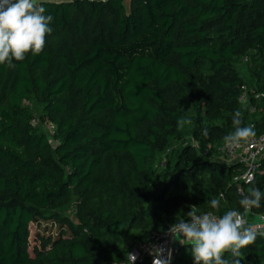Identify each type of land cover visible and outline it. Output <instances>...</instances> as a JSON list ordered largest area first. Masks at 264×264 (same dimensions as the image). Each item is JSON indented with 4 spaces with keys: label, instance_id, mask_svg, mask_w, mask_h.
Masks as SVG:
<instances>
[{
    "label": "trees",
    "instance_id": "1",
    "mask_svg": "<svg viewBox=\"0 0 264 264\" xmlns=\"http://www.w3.org/2000/svg\"><path fill=\"white\" fill-rule=\"evenodd\" d=\"M37 3L53 18L42 53L0 65V264H117L190 206L208 211L223 193L217 214L243 211V166L204 152L234 131L236 111L264 135V0ZM182 116L192 123L178 130ZM252 184L264 192V156ZM240 258L264 264V237ZM170 264H194L190 248Z\"/></svg>",
    "mask_w": 264,
    "mask_h": 264
},
{
    "label": "clouds",
    "instance_id": "2",
    "mask_svg": "<svg viewBox=\"0 0 264 264\" xmlns=\"http://www.w3.org/2000/svg\"><path fill=\"white\" fill-rule=\"evenodd\" d=\"M52 17L45 14V8L36 0H0V65L15 68V62L24 61L28 54L40 55L46 45V37L52 32ZM192 123L191 119L182 116L177 120V129H183ZM232 124L234 131L223 138L227 149L240 148L255 137L254 125H242V114L236 111ZM207 135V130H204ZM248 183L247 192L241 190L238 203L240 209L232 208L223 214H217L221 207L223 193L207 201L208 211L190 206L187 219H177L169 227L167 234L181 245L190 248L194 264H240L242 250L252 245L257 236L264 237V231L254 226L248 219L253 208L260 207L264 192L252 184V174L235 177ZM153 264H163L160 253L153 249ZM230 259H225V255ZM131 264L136 257L128 254Z\"/></svg>",
    "mask_w": 264,
    "mask_h": 264
},
{
    "label": "built area",
    "instance_id": "3",
    "mask_svg": "<svg viewBox=\"0 0 264 264\" xmlns=\"http://www.w3.org/2000/svg\"><path fill=\"white\" fill-rule=\"evenodd\" d=\"M248 59L243 58V63H247ZM248 90L246 87L242 88V94L240 101L242 104H248ZM32 124L37 126V121L32 120ZM42 125L43 131L47 135L48 142L52 147L58 144L56 135V127L51 122H45ZM192 144L193 147L199 151V145L193 141L191 143L185 142V145ZM205 156H209L212 160L221 161L226 159L228 163H236L243 166V171L239 173L237 177L244 176L246 173L252 174V181L255 176L260 172V161L264 156V135L255 136L250 140L246 145L236 148V149H227L224 147V143L220 146L208 147L205 152ZM226 163V162H225ZM165 165V161L162 163V166ZM237 181V180H235ZM240 182L244 180H239ZM242 189L239 191L241 192ZM248 219L250 223L254 226H259V231H264V214L254 213L252 210L249 212ZM180 244L176 242L173 237L167 234V232L155 235L151 240L141 243V242H130L127 245L128 252L126 257L117 264H127L128 254H132L136 257L135 264H142L144 261H147L149 264H153V255H150L149 252L155 249L159 251V259L163 261V264H170L175 255L176 249ZM129 264H131L129 260Z\"/></svg>",
    "mask_w": 264,
    "mask_h": 264
},
{
    "label": "rangeland",
    "instance_id": "4",
    "mask_svg": "<svg viewBox=\"0 0 264 264\" xmlns=\"http://www.w3.org/2000/svg\"><path fill=\"white\" fill-rule=\"evenodd\" d=\"M36 2H37V0H36ZM128 2H129V0H125V6H128ZM242 67V71H244L243 69V66H241ZM30 108L32 109V112H33V114H34V118H35V120L37 121V125L41 128V129H43L42 128V125H40V123H39V118H40V107L39 106H37V105H35V104H33V105H30ZM194 141V139H193V137L191 136V134H188L187 136H186V138H185V142H189V143H191V142H193ZM168 155L166 154V155H164V157H163V159L166 161V163H169V160H168V157H167ZM223 161H224V163L226 162L227 163V160L226 159H222ZM74 207H75V204L74 203H72L69 207H67V209H65L64 211H63V213L70 219V221L72 222V223H74L75 224V218H74ZM59 223H56V224H53L51 221H48L47 222V225H45V224H42L43 225V227H45L46 228V231L48 232V233H51L52 235H55L56 234V231H57V228H58V225Z\"/></svg>",
    "mask_w": 264,
    "mask_h": 264
},
{
    "label": "crops",
    "instance_id": "5",
    "mask_svg": "<svg viewBox=\"0 0 264 264\" xmlns=\"http://www.w3.org/2000/svg\"><path fill=\"white\" fill-rule=\"evenodd\" d=\"M228 163V162H227Z\"/></svg>",
    "mask_w": 264,
    "mask_h": 264
}]
</instances>
